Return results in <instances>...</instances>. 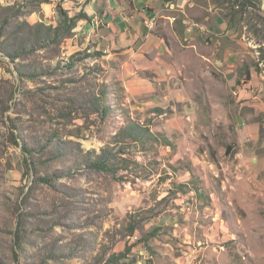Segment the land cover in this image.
<instances>
[{
	"label": "rangeland",
	"instance_id": "rangeland-1",
	"mask_svg": "<svg viewBox=\"0 0 264 264\" xmlns=\"http://www.w3.org/2000/svg\"><path fill=\"white\" fill-rule=\"evenodd\" d=\"M86 1L0 0V264H264V0H160L214 26L184 132L62 38Z\"/></svg>",
	"mask_w": 264,
	"mask_h": 264
},
{
	"label": "crops",
	"instance_id": "crops-1",
	"mask_svg": "<svg viewBox=\"0 0 264 264\" xmlns=\"http://www.w3.org/2000/svg\"><path fill=\"white\" fill-rule=\"evenodd\" d=\"M167 6L172 4L163 6L160 0H87L83 7L87 18L75 24L71 39L84 38V43L102 51L106 58L122 59L126 95L142 100L146 106L169 107L171 114L163 111L160 116H166L167 123L182 126L186 114H194L197 108L195 87L201 73L193 69V58L209 59L195 50L194 40L200 31L208 34L214 26L200 24L188 12L180 18ZM146 18L155 20L144 33ZM216 21L215 27L225 28V22ZM191 115L187 116L190 120ZM180 130L184 132V127Z\"/></svg>",
	"mask_w": 264,
	"mask_h": 264
},
{
	"label": "trees",
	"instance_id": "trees-1",
	"mask_svg": "<svg viewBox=\"0 0 264 264\" xmlns=\"http://www.w3.org/2000/svg\"><path fill=\"white\" fill-rule=\"evenodd\" d=\"M227 2V5L229 6V12L227 14V17L229 20L232 19L237 13L243 12L244 9H246L247 6H254L255 3L259 2V0H224ZM57 10L59 12L60 20H61V28L62 38H65L69 36L72 29L74 28L76 20L80 18H87V15L85 13H80L74 16H69L67 11L62 9L60 5L57 6ZM56 30H60L59 27H56ZM59 36V35H58ZM106 107L102 108V112H106ZM132 130L134 131V135L137 137H140L142 131H140L137 127H132ZM92 165L100 170L108 169L109 165L104 161V159L98 155L97 158L92 162Z\"/></svg>",
	"mask_w": 264,
	"mask_h": 264
},
{
	"label": "built area",
	"instance_id": "built-area-1",
	"mask_svg": "<svg viewBox=\"0 0 264 264\" xmlns=\"http://www.w3.org/2000/svg\"><path fill=\"white\" fill-rule=\"evenodd\" d=\"M155 20V18H146V19H144L143 20V24H144V26H145V32L144 33H147V25H149V23L151 22V21H154ZM150 34H147V37L149 36ZM192 260H194V259H191V261ZM191 261H190V263H191Z\"/></svg>",
	"mask_w": 264,
	"mask_h": 264
},
{
	"label": "bare ground",
	"instance_id": "bare-ground-1",
	"mask_svg": "<svg viewBox=\"0 0 264 264\" xmlns=\"http://www.w3.org/2000/svg\"><path fill=\"white\" fill-rule=\"evenodd\" d=\"M153 25V22H150L148 26H152Z\"/></svg>",
	"mask_w": 264,
	"mask_h": 264
}]
</instances>
